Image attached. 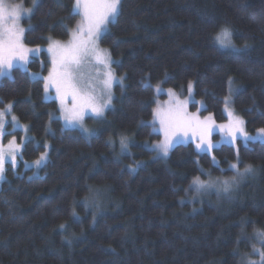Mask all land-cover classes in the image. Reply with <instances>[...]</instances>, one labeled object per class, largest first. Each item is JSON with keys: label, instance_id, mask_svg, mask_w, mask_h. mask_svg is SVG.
I'll list each match as a JSON object with an SVG mask.
<instances>
[{"label": "trees", "instance_id": "16d2710c", "mask_svg": "<svg viewBox=\"0 0 264 264\" xmlns=\"http://www.w3.org/2000/svg\"><path fill=\"white\" fill-rule=\"evenodd\" d=\"M73 2L39 0L24 22L25 44L67 40L79 20ZM225 28L235 50L214 39ZM98 43L121 84L108 124L88 138L63 126L42 78L31 76L46 74L44 52L28 71L0 79V111L12 105L25 128L3 142L26 136L0 181V264H244L252 249L264 251V143L223 141L197 153L189 142L166 158L148 148L159 139L156 85L179 92L191 82L200 113L216 123L226 121L231 96L248 134L264 128V0H120ZM237 162L240 174L230 168ZM196 177L235 182L218 194L196 191Z\"/></svg>", "mask_w": 264, "mask_h": 264}, {"label": "snow or ice", "instance_id": "6c2138e0", "mask_svg": "<svg viewBox=\"0 0 264 264\" xmlns=\"http://www.w3.org/2000/svg\"><path fill=\"white\" fill-rule=\"evenodd\" d=\"M39 0H33V8L38 4ZM120 0H74L73 13L82 16L81 23L77 26V29L72 32V40L69 44L64 45L59 41L49 38V44L47 51L52 57V70L47 77H44V90L47 94L51 87L55 88L57 93L56 98L60 102L61 112L63 119L68 126L81 124L86 114L93 116H102L104 109L111 103L110 89L114 80V73L109 70L106 73L107 79L104 81L105 87L109 89V95L106 99L97 97L96 95L87 92L80 86V83L76 77V68L81 62L88 56L94 55L98 64H105V67L110 69L111 61L106 63V53H101L95 48L96 42L100 39L102 34L106 31L107 25L113 22L119 11ZM32 9H21L19 5H10L0 0V78L8 76L13 69L26 66L30 62V53H37L41 51L39 48L29 49L24 44V34L26 29L20 25L22 14L28 16L31 15ZM222 49H233L235 45L232 42V33L229 29H222L214 38ZM35 76L36 74H31ZM122 79V78H121ZM193 85L191 82L188 85L189 94L191 95ZM157 91H160L157 86ZM169 95L174 96L172 89H168ZM71 97V107L68 106V98ZM188 101H184L183 104L177 103L175 107H169L165 111H161L159 108L154 110L153 115L158 118L162 129L164 130V140H162L156 147L167 155L169 149L177 142L176 131L186 129L193 126V123L203 126L208 135L211 134L212 127L208 124L212 121V117L208 116L204 121H200L199 118L192 114L189 116L184 110V105ZM12 105H8L10 109ZM227 110V108H226ZM7 113L0 111V136L5 134V121L2 119ZM230 122L227 125L221 124L219 128L223 131L227 128L228 135L232 138L234 143L237 139V133H239L245 141L250 139L246 132L243 130L244 121L238 116H235L233 112L228 113ZM13 122L16 121V117H12ZM15 126V123L14 125ZM82 126V125H81ZM88 131V129H84ZM155 131V128H154ZM259 134L264 137V128L258 130ZM205 138L201 135V142L197 143L196 147L198 151L204 150ZM121 148L127 147L124 138L120 141ZM47 147V146H45ZM213 145L210 141L207 142V150L211 151ZM9 154L11 156V162L15 165L17 156L15 153L21 150V146L16 144L15 139L9 141L8 144ZM47 152L43 153L40 158L34 161V164L39 167L42 162L46 160ZM213 163H215V157H213ZM230 168L236 170L238 174L239 167L238 162L232 163ZM251 166H247L244 172H250ZM5 171V153L3 146L0 145V178L3 177ZM235 177H233V181ZM214 183V182H213ZM223 183V191H229L231 184L225 180ZM193 185L196 191L212 187V183H206L200 180L199 177L194 178ZM63 228L64 226L61 225ZM262 240H264V233L258 234ZM264 246V245H262ZM254 251H259L254 249ZM261 258V264H264V251H259ZM255 264V262H250Z\"/></svg>", "mask_w": 264, "mask_h": 264}, {"label": "rangeland", "instance_id": "374dc122", "mask_svg": "<svg viewBox=\"0 0 264 264\" xmlns=\"http://www.w3.org/2000/svg\"><path fill=\"white\" fill-rule=\"evenodd\" d=\"M4 2L7 3V4H10V5H19L21 7V9H32V11H33V0L31 1L30 7H25L21 3L14 2V0H4ZM73 4H74V2H73ZM77 15L79 17L77 25H75V27L70 31V34H69V37H68L67 40H65V41L58 40L61 44L67 45L72 40V32L77 29V26L81 23V20H82V16L79 15V14H77ZM30 16H28L26 14H22V17H21V20H20V25L22 27H24V22H26L30 18ZM108 25H107V29H108ZM24 28L27 29V25ZM23 40H24V37H23ZM98 41L95 44V48L97 50H99L101 53H106L107 54L106 61H105L107 63L108 60H110L109 56H108L109 54L107 53L106 50L101 48V46L99 45ZM24 44H25V42H24ZM48 44L45 45V46H39V47H30V46L25 44V46L27 48H29V49L39 48L41 50V51H39L37 53H30V60L32 58L38 57L41 52H44L46 54V56H47L49 66L47 68L46 74L44 76H41L40 74H36V73H35L36 74L35 76L31 75L34 78H42L43 86H44V79L43 78L47 77L49 72L52 70V57L47 51ZM17 68H20V69L28 71V65L26 66V68H25V66H20V67H17ZM109 70H111V72L113 73L111 65H110V69H109V68L105 67V64H98L96 62L95 56L94 55H90V56L86 57L81 62V64L76 68V77H77L78 82L80 83V86L82 88H84L87 92L92 93V94L96 95L97 97H101L102 99H106L107 96L109 95V89H107L105 87L104 81L107 79L106 73ZM31 74H34V73H31ZM116 84H121V80L114 75V80H113V83H112V87L110 89L111 103L104 109V112H103L102 116L97 117V116L91 115L90 113L86 114L84 119H83V121L81 122V124H77V125H73V126H68L65 123L64 119H63V114H62L61 108H60V102L56 98L57 93L55 91V88L51 87L49 92L47 93V95H48L49 98L53 99L57 103V106H58V118L61 120L63 126L65 128H68V129H76V130L80 131L85 137L88 138L90 136L95 135L98 132L99 129H101L104 125L108 124L106 122V119H105V114H106V111L109 110L112 107L113 87ZM157 86H159L160 91H157ZM168 89H171V88H164V87H162L160 85H156L154 87V93H155L156 98H155V105H154V108L152 110V116H153L152 122H153V129L155 128L154 132L159 135V139L157 141L153 142L148 148L150 150L153 148L155 150L154 151L155 156L156 157H160V158H166V156L168 154L164 155L163 152L160 151L156 147V145H158L162 140H164L165 137H164V130L162 129L158 118L153 115L154 110L159 108L163 112V111L167 110L169 107H175L178 102L183 104L184 101H188L187 104L184 105V110L186 111V113L189 116H191L192 114H195L199 118L200 121H204L206 117L210 116V115H207V114L202 115L200 113V111L203 108L202 107L203 105H202V103L200 101H197V100H195L192 97V92H191V95L189 94V90L188 89L185 90V91H179V92H177L174 89H172L173 93L175 94L174 96H170L169 95ZM232 99L233 98L231 96H228L226 98L225 102H224V105H223V113H224V115L226 117V121L225 122L216 123L213 119H212V121L208 122V124L212 127V131H211L210 135L207 134V132L205 131V128L203 126L197 125L194 122L192 127H189V128H186V129L170 130L169 131L170 135L172 134V131H176L177 142L174 143V145H176V144H187V143L191 142V143H193L194 148H195L197 153H212L211 152L212 149L217 147V146H219L221 143H223V141H226L227 143L229 142V143H231L234 146H236V141H238V140H240L242 143H247V142H261V143H264V137H262L259 134L258 131L254 132L252 134H248L245 131V124H243V130L250 137V139H248L247 141H245L244 138L239 133H237V139L233 143L232 142V138L228 135L227 128L224 129L223 131L219 128V125H221V124H224V125L229 124V122H230V118H229V115H228L229 112H233L235 114V116H238L240 119H242L233 110L232 105H231L232 104ZM71 103H72V99H71V97H69L68 101H67V104H68L69 107H71ZM191 107H193V109H191ZM226 108H227V110H226ZM3 111H5L7 113L2 118L5 121V124H6L5 130H4L5 131L4 135H6L8 133H11V132H13L15 130H19V129L25 130V128L21 124H19L17 121L13 122V120H12L13 115L9 114V110L8 109L3 110ZM14 123H15V126H13ZM8 125L11 126L9 129H7ZM84 129H88V131L86 132V131H84ZM202 134L204 135V138H205L204 150L198 151L196 145H197V143L201 142V135ZM213 134L220 135V139L217 140V141H214L212 139V135ZM3 136H0V145L3 146V150H4V153H5V168H6V164L11 166L12 168H14V167L17 166L18 160H20L19 159L20 158V151L15 153V155L17 156V160L15 162V165H13L12 162H11V156L9 154L8 144H9V141L15 139V137L14 136H10L8 141L6 143H4L3 142ZM25 139H26V136L23 135V137L21 139V143L18 144L16 142V144L22 146V144H23ZM208 141H210L212 143V145H213V148L211 149V151L207 150V142ZM169 151H170V149H169ZM46 160H47V157H46ZM29 165H30V167L37 168V166L34 163H31ZM3 176H4V173H3ZM0 181H1V178H0ZM223 181H225V180H219V181L214 182L212 187H208L207 189L205 188L206 191L210 192L213 189V191L215 193L220 194V192L223 191V183H222ZM227 181L230 182L231 186L235 182L233 180H231V181L227 180ZM205 189H203V190H205ZM251 256L252 257L246 258V260L244 259V264H250V262H255V264H260L261 263V258H260V255H259V251H254V249H252ZM257 257H258V259H257Z\"/></svg>", "mask_w": 264, "mask_h": 264}]
</instances>
